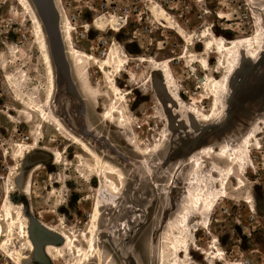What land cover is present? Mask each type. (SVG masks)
<instances>
[{"label":"rangeland","instance_id":"374dc122","mask_svg":"<svg viewBox=\"0 0 264 264\" xmlns=\"http://www.w3.org/2000/svg\"><path fill=\"white\" fill-rule=\"evenodd\" d=\"M30 1L46 35L54 88L32 11L18 0H0V214L10 196L29 222L43 226L36 237L46 240L45 230L64 234L87 249L83 234L100 202L102 258L91 257L88 264H161L162 251L169 262L175 254L166 240L183 219L187 194L207 182L217 195L215 207L190 214L192 253L185 264H264V0H48L45 23ZM155 11H164L168 21ZM113 23L120 33L111 31ZM258 29L261 54L236 64L226 93H218L221 115L209 117L216 89L202 83L222 81L226 59L215 44L206 56L203 44L213 36L227 42L252 38ZM72 45L92 59L76 67ZM117 47L125 50L127 65L104 74L102 60ZM152 63L169 66L182 107L173 103L161 73L153 74ZM111 75L126 102L116 100ZM193 106L205 115L200 123L189 115ZM113 107L124 115L107 121L104 114ZM74 137L115 174L98 166ZM242 146L251 163L241 172L236 168L224 185L230 163L219 154ZM207 148L211 153H204ZM196 161L204 164L202 173ZM213 177L219 183L211 184ZM3 227L2 240L10 247H0V264H19L7 258L12 248L31 256L27 264H79L80 255L63 243L51 244L58 250L49 249L50 259L42 254L38 263L25 230L15 227L11 236L6 222Z\"/></svg>","mask_w":264,"mask_h":264},{"label":"bare ground","instance_id":"6f19581e","mask_svg":"<svg viewBox=\"0 0 264 264\" xmlns=\"http://www.w3.org/2000/svg\"><path fill=\"white\" fill-rule=\"evenodd\" d=\"M18 1H19V4L21 6L28 8L33 13V19H34V23L36 25L37 33H38V35H37L38 44L44 53L43 54L44 60H45V63L47 65V68H48L49 76L51 78V85H52L51 87H53L54 86L53 80H52L53 79V70H52V66L50 63V56H49L48 50H47L48 46H47L46 35L44 33L43 26H42V24H41V22L37 16V13L35 12V10L32 6L31 1L30 0H18ZM155 12H157L158 15L162 17L161 20L163 22L168 21V18H167L164 11H160V12L155 11ZM113 22H115V20ZM174 28H176V27H174ZM110 29H111V31H113L115 33L121 32L120 26L114 25V23ZM178 30H179L180 34L184 37V39L191 42V39H192L191 36H188L186 34V32H184L181 28H178ZM260 31L258 29V32L256 33L255 37H252V38L248 37V38H245V39H242L239 41L227 42L223 38L213 36L211 40H208L203 44V48H204V52H205L206 56L213 54V52L211 51V47H212V45L215 44V45H217V48L219 50L218 53H216V54H221L226 59V76L223 77V80L221 81V80L215 79L213 77H210V78L206 79L205 83H202L203 86H207V87L212 86L213 90H214V88L216 89L215 95L213 97L215 99H214V103H213V105L209 111V115H208L209 117L215 119L221 115L222 112L219 108L218 93H220V92L226 93V91L228 89L227 84H228V80H229L228 79L229 75L233 73L232 70L235 68L236 64L240 62L242 57L244 58L246 56L248 59L253 60V59H255L256 55L259 56L261 54L262 51H260V45H261V42H262L261 40H262L264 34L262 35V30H260ZM72 32H73V27L71 26L70 22L68 21L67 25H66L65 35H66L69 43L72 39ZM206 35H207V33H204L202 36L200 35V37L202 39H205ZM69 55L78 60V63L76 65V67H78V68L82 67L84 64H86L85 60L92 59L86 53L81 52L80 50H78L73 45L69 49ZM125 55H126V52L122 47H117L116 50H112L109 58L102 60L101 67H100L101 71L104 74H107L106 69H110V70L116 69L117 73L122 72L123 67H126V65H127V61L124 58ZM248 59L245 58L243 60H248ZM142 61L144 62L145 60L142 59ZM201 62L203 64V67H205V69L208 70L210 67L208 61L206 59H203V60H201ZM152 65L154 67H156L155 71H153V74L157 73V72L161 73V75L163 77V81H164V86L166 87L165 89L169 92V95L171 96L173 103L175 104L177 109L179 108V106L182 107V105L184 103L176 95V92H177L176 84L174 82V78H173L172 72L170 71L169 66L166 63H163V64L162 63H152ZM115 78H116V76H114V75H111V77H109L110 89L115 94L116 100L126 102V97L123 94L122 90L118 87L119 85L117 84V81H116L117 79H115ZM148 79H149V83L153 81V77L151 74L148 75ZM51 93H52V91H51ZM175 111H176V109H175ZM190 111L191 112L189 115L191 117L195 118V120L198 123L201 122V119H205V115L202 113V111L200 109H198V107L193 106V107H191ZM115 114L124 115L123 111H120L119 109L116 110L115 107H113L112 109L105 112L104 118L107 121H108V119L113 120L115 118ZM124 119H125V117H124ZM55 123L57 124L59 130H61L63 132H67L65 130L64 126L62 125V123H60L57 120H55ZM255 134H257V132ZM73 140H74L75 144L82 147V149L84 151L88 152L89 154H91L95 158L98 166H100V167L101 166H108V168L110 170L109 173L115 174L114 173L115 170L109 164L104 163L100 159V156H98L95 152H93L84 142H82L80 139H78L76 137H74ZM33 149H35V147H33ZM209 151H210V149L207 148L204 153L205 154L211 153ZM213 154H214V156L218 155V152L215 150V152ZM219 156L222 160L230 163V167L227 170V173L224 174L225 175V179L223 180L224 185L228 179H234V175H235L234 171L236 168L238 169L239 172H241L247 166V164L251 163V158L248 156L247 148L244 146L240 147L239 149H234V150H231V149L227 150V148L224 147L222 149V151L220 152ZM203 165L204 164H200L198 161H196L195 168H197V170H198L197 172H201L203 170ZM192 181H194V179ZM215 183H219V179H217V177L216 178L213 177V179L211 181V184L214 185ZM239 183L242 184L240 180H239ZM216 196H215L214 192H212V189L210 188V185L207 182L204 183V186H202V188L199 191H197V190H195L193 192L190 191L187 194L189 205L186 209H184V212L182 213L183 219L181 222H179L180 224H178V226H175V227L172 226V228L175 232H174V234L170 235L166 240V244L170 248L175 250V254L173 256L172 261L169 262V259H168L169 253L167 254L165 250L162 251L160 254V257H159L161 264H165V263L166 264H185L186 263L183 261V259L184 258H190L191 253H192L191 252V245H190L189 238L187 235L190 232H193V230L190 231L191 230V222L188 220V218H190L189 216L191 213L194 215H197V216L203 215V211H204L203 208H205V211H206V209L210 210L212 207H215L214 206L215 200L217 199ZM6 201H7V203H5L2 206V211H1L2 213L0 214V247L2 249H5V250H8V248L10 247V241L9 240H7V241L2 240L4 237L3 223L6 222L9 225V231L8 232L11 236L14 234V231H15L14 228L15 227L17 228L18 226H20L21 228H23L25 230L26 246L30 252L35 253L36 246H35V243L33 241L32 235H31V223L27 220V218L25 217V215L23 213L24 208L22 206L13 205L11 203L10 196H8V200H6ZM15 213H17V217L14 215ZM99 216H100V202L98 203V205H96L95 213L93 215V221H92V225H91L90 229L83 234L84 243L87 245V249L78 246L76 244V242H74L67 235L59 234V233L53 234L54 236H56L58 239L61 240L60 242H61V244L63 243V247L65 246L67 248V250H69L70 252L73 253L74 256H76L77 253L80 255L79 256L80 257L79 264H88L90 262L91 257L98 258L99 261L101 262L102 250L100 247H98V243H97L98 242V239H97V237H98V235H97L98 234L97 233V229H98L97 222L99 221ZM38 224H39V222H38ZM39 226L41 228L43 227L41 224H39ZM195 231H196V229H195ZM51 248L58 250L59 247L51 246V244H47L45 246V249H44L45 257H49V251H50L49 249H51ZM170 251L172 252V250H170ZM203 254H205V253H203ZM30 257H31L30 255H28L24 252L23 248L22 249L21 248L20 249L19 248H12V249H10V251L8 252V255H7V258L9 260L16 261L19 264L29 263ZM49 259H50V257H49ZM102 261H103V259H102Z\"/></svg>","mask_w":264,"mask_h":264},{"label":"water","instance_id":"95a60500","mask_svg":"<svg viewBox=\"0 0 264 264\" xmlns=\"http://www.w3.org/2000/svg\"><path fill=\"white\" fill-rule=\"evenodd\" d=\"M32 1L37 6L41 19L44 21V23L47 22L50 19L49 1L48 0H32ZM30 223H31V235H32L33 241L36 246V251L34 253V259L38 261V263H43V259L41 258V255L42 254L44 255L45 246L47 244L60 245L61 240L58 239L53 234L47 232L46 230L45 231L43 230L45 232V236L47 237L46 240H44L42 237H36L34 232L36 230H42V228L39 226L38 221L34 219H32Z\"/></svg>","mask_w":264,"mask_h":264},{"label":"built area","instance_id":"2783aa9c","mask_svg":"<svg viewBox=\"0 0 264 264\" xmlns=\"http://www.w3.org/2000/svg\"><path fill=\"white\" fill-rule=\"evenodd\" d=\"M134 2H135V4H137V3H140L141 0H134ZM120 21H122V24H126V21L123 19L117 20V22H120Z\"/></svg>","mask_w":264,"mask_h":264}]
</instances>
